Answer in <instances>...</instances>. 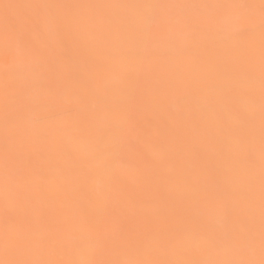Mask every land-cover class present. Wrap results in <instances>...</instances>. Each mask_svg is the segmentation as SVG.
I'll use <instances>...</instances> for the list:
<instances>
[{
    "label": "snow or ice",
    "instance_id": "1",
    "mask_svg": "<svg viewBox=\"0 0 264 264\" xmlns=\"http://www.w3.org/2000/svg\"><path fill=\"white\" fill-rule=\"evenodd\" d=\"M4 7L24 9L25 15L15 23L0 17V264H264V0H29ZM109 9L178 14L132 18L108 15ZM186 9L259 11L258 24L249 20L259 30L258 99L250 52L243 64L221 66L233 82L215 90L207 114L193 97V116L200 114L188 131L169 124L167 97L174 82L134 85L133 73L121 67L139 51L129 41L163 40L178 52V38L195 42L204 29H214L213 19L202 22L182 14ZM240 80L248 87L241 88ZM257 107L258 205L253 179L243 189L231 179L232 144L241 142L238 133L255 142ZM55 114L65 127L53 140L38 129ZM213 127L219 135L210 133ZM198 135L228 151L214 155ZM65 254L74 258H53Z\"/></svg>",
    "mask_w": 264,
    "mask_h": 264
},
{
    "label": "bare ground",
    "instance_id": "2",
    "mask_svg": "<svg viewBox=\"0 0 264 264\" xmlns=\"http://www.w3.org/2000/svg\"><path fill=\"white\" fill-rule=\"evenodd\" d=\"M29 0H0V17L9 16L13 23L17 22L23 15L24 9L15 7L5 8L4 5H14L27 3ZM45 3H68V4H220V3H259V0H36ZM81 16L90 15L88 10H76ZM108 15L128 16L139 18V15H155L161 18L175 16L178 10L175 9H145L138 14L134 9H109ZM184 15L191 16L200 21L213 19L214 29H204L196 38V41L178 38L176 46L182 51L171 52L167 48L165 41L149 42L147 44H137L129 41L128 47L138 48L136 55L127 56L121 65L126 70L133 73V84L160 83L162 81H172L177 87L169 91L167 97L168 113L172 117L169 124L173 127L188 131L195 127L199 114L193 116V97L200 100V111L207 114L209 105L215 97V90L228 86L233 82L230 73L222 70V65L233 62H246L251 52L254 55L257 65L256 96H259L258 83V63H259V30H253L249 25L250 18H254L255 23L259 22V11L247 9H186ZM224 37H227L226 39ZM159 48L156 54L151 50ZM4 63L3 53L0 52V70ZM241 88L248 87L246 80L238 81ZM58 112L59 109H56ZM150 115V113H149ZM183 117V120L177 117ZM186 125V127H185ZM65 122L61 115H50V118L39 126V131L46 134L51 139H56L64 131ZM210 133L219 135V130L210 128ZM3 138V124L0 120V143ZM241 142L233 143V155L235 158L236 172L231 176L237 187L245 188L249 179H253L256 187V203L259 198V112L256 111L255 142L249 143L243 138V133H238ZM196 139L201 143L202 148L210 150L214 155L228 151L227 145L212 146L206 135H198ZM252 153L249 158V153ZM128 183L134 184V177L127 176ZM258 226V209H257ZM4 228V219L0 215V232ZM55 259H71V255H59ZM255 258H259L258 250Z\"/></svg>",
    "mask_w": 264,
    "mask_h": 264
}]
</instances>
